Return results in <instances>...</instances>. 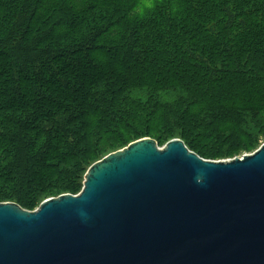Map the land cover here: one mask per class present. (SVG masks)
<instances>
[{
  "label": "trees",
  "instance_id": "16d2710c",
  "mask_svg": "<svg viewBox=\"0 0 264 264\" xmlns=\"http://www.w3.org/2000/svg\"><path fill=\"white\" fill-rule=\"evenodd\" d=\"M142 2L0 0V202L76 193L145 136L201 156L252 145L264 0Z\"/></svg>",
  "mask_w": 264,
  "mask_h": 264
},
{
  "label": "water",
  "instance_id": "95a60500",
  "mask_svg": "<svg viewBox=\"0 0 264 264\" xmlns=\"http://www.w3.org/2000/svg\"><path fill=\"white\" fill-rule=\"evenodd\" d=\"M0 264H264V144L213 161L180 138L131 142L76 195L0 202Z\"/></svg>",
  "mask_w": 264,
  "mask_h": 264
},
{
  "label": "rangeland",
  "instance_id": "374dc122",
  "mask_svg": "<svg viewBox=\"0 0 264 264\" xmlns=\"http://www.w3.org/2000/svg\"><path fill=\"white\" fill-rule=\"evenodd\" d=\"M154 1L155 0H143L142 3L145 4V6L148 7ZM260 78H261V80L258 81V83H260L261 85H263V86L260 87V89L264 92V77H263V75H261ZM261 96H264V94L261 95ZM249 127L253 129L252 134H253V137H254V142H252V145L250 147L244 148L241 151L236 152V153H230L229 155H226V153H221L220 152V153H217L218 155H215V156L214 155H211L209 153L205 154L204 156H201V155L200 156L202 158L206 159V160L225 161V160H230V159L242 157L243 155H246V154H252V153H254L259 147H261L264 144V113L254 114L252 120L249 122ZM142 138H152V139L156 140L158 146L162 148V147H164L166 145V143L168 141H170V140H172L174 138H180V137H174V138H171L169 140L168 139L167 140L165 139L163 141L157 140V139H155L154 137H151V136H145V137H142ZM142 138H139V139H142ZM139 139H135L132 142H134L136 140H139ZM193 141H194L195 144H197L199 146L205 145V144H203V139L200 138V137L199 138H195ZM130 143H128L125 146L124 145L123 146H119L118 149H116V150H114L112 152L121 150V149L125 148L126 146H128ZM214 148L217 149V146H214ZM112 152H110V153H112ZM101 159H99V160H101ZM99 160H97V161H99ZM97 161H95V162H97ZM85 176H86V174H85ZM83 186H84V182H83ZM83 186H81L76 193H72V194H75V195L78 194L82 190ZM63 194H71V193H62V194H59V195L50 196L48 198L58 197V196L63 195ZM48 198H46V199H48ZM14 203H17V202H14ZM38 208H39V206H37V207H35L33 209H27V208H24V209L29 210V211H34V210H37Z\"/></svg>",
  "mask_w": 264,
  "mask_h": 264
}]
</instances>
